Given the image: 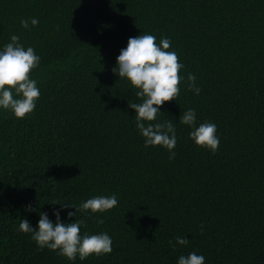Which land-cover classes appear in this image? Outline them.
Returning a JSON list of instances; mask_svg holds the SVG:
<instances>
[{"label":"trees","instance_id":"16d2710c","mask_svg":"<svg viewBox=\"0 0 264 264\" xmlns=\"http://www.w3.org/2000/svg\"><path fill=\"white\" fill-rule=\"evenodd\" d=\"M141 34L169 38L184 65L178 97L150 122L175 126L174 160L144 147L129 108L142 101L113 72ZM12 35L40 57L30 74L40 97L22 120L0 108V264H178L191 252L264 264V0H0V51ZM188 109L197 127L216 124L215 154L179 122ZM113 194L104 213L69 218L76 209L61 205ZM54 211L85 220L82 236L106 232L113 251L70 261L17 231L22 218L37 228L40 212L55 223Z\"/></svg>","mask_w":264,"mask_h":264},{"label":"clouds","instance_id":"9594fccd","mask_svg":"<svg viewBox=\"0 0 264 264\" xmlns=\"http://www.w3.org/2000/svg\"><path fill=\"white\" fill-rule=\"evenodd\" d=\"M30 22L32 26L39 23L36 18H30ZM20 23L24 29L29 28L28 19H22ZM10 40L0 51V108L12 111L17 119L22 120L34 111L40 97L37 81L30 78L32 70L39 66L40 57L32 47L25 49L19 42V36L12 35ZM170 47L171 40L167 37H162L159 44L156 43V37L150 34L129 38L127 48L122 49L117 57V67L113 72L120 79L129 81L136 89L135 96L142 101H129V108L135 110V125L144 137V147L147 149L150 146H162L169 151V159L174 160L176 153L173 149L177 144L175 126L171 121L150 123L157 120L161 113L160 108L166 102L176 100L180 93L179 85L184 80L179 74L184 65L179 62L175 51H169ZM186 79L188 90L199 95L201 89L196 86V76L189 73ZM179 122L193 128L189 134L190 139L198 147L206 148L213 154L218 151L220 139L216 135V124L205 122L197 127L194 109L183 112ZM61 205L65 209H76L75 212H68V217L71 218L78 211H90L92 214L107 212L118 205V199L113 194L110 197H93L82 202L78 208L69 203ZM26 210L31 212L36 209L29 205ZM53 214L56 217L55 223L49 219L47 213L40 212L37 228H33L28 219L22 218L17 231L31 233V238L39 250L47 248L70 261H75L77 256L83 261L89 256L100 257L113 251V241L106 232L82 236L81 226L86 227L85 220L76 219L72 223H63L60 211H54ZM96 223L103 224L104 220L97 218ZM175 240L179 245L189 243L182 237H176ZM169 244L175 248L171 240ZM204 261V256L191 252L187 256H180L178 264H204Z\"/></svg>","mask_w":264,"mask_h":264}]
</instances>
